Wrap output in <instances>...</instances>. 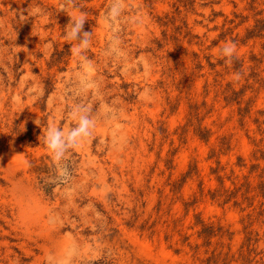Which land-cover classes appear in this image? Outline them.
I'll use <instances>...</instances> for the list:
<instances>
[{
    "label": "rangeland",
    "instance_id": "374dc122",
    "mask_svg": "<svg viewBox=\"0 0 264 264\" xmlns=\"http://www.w3.org/2000/svg\"><path fill=\"white\" fill-rule=\"evenodd\" d=\"M0 264H264V0H0Z\"/></svg>",
    "mask_w": 264,
    "mask_h": 264
},
{
    "label": "clouds",
    "instance_id": "9594fccd",
    "mask_svg": "<svg viewBox=\"0 0 264 264\" xmlns=\"http://www.w3.org/2000/svg\"><path fill=\"white\" fill-rule=\"evenodd\" d=\"M117 4H114L110 11V15L112 16L113 19H115V17L119 14V8ZM84 23H85V17L83 16H81L80 18L76 20L75 28L73 29V33H72L73 36L83 28ZM85 35H90V34L86 32ZM235 52H236V48L234 44H225L221 49V54L223 57H227L228 63H231L233 58H238L235 56ZM236 78L237 79L239 78V74H237ZM82 127H83V124H82ZM46 143L48 144L49 148L53 150H58L61 145L59 134L55 132H49ZM59 155H60V152L57 151V157H59Z\"/></svg>",
    "mask_w": 264,
    "mask_h": 264
},
{
    "label": "trees",
    "instance_id": "16d2710c",
    "mask_svg": "<svg viewBox=\"0 0 264 264\" xmlns=\"http://www.w3.org/2000/svg\"><path fill=\"white\" fill-rule=\"evenodd\" d=\"M226 191V190H225ZM225 191H223V192H221V193H218V191H214V192H212L211 193V195H212V197H217V196H222L223 195V193H225ZM260 214H261V212H260ZM199 222H201V221H199ZM247 226H245L244 228H246ZM218 231H220L221 230V228L220 227H218V229H217ZM214 232V229H213V226H204L203 225V228H202V230L199 232V234H204L206 237H209L212 233ZM246 234H248V236H246V239L245 240H249L250 239V232L249 233H246Z\"/></svg>",
    "mask_w": 264,
    "mask_h": 264
}]
</instances>
